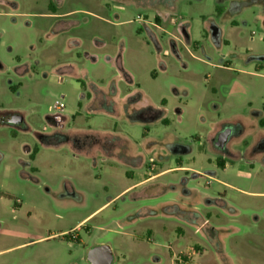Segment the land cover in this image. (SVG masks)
<instances>
[{
  "label": "rangeland",
  "instance_id": "1",
  "mask_svg": "<svg viewBox=\"0 0 264 264\" xmlns=\"http://www.w3.org/2000/svg\"><path fill=\"white\" fill-rule=\"evenodd\" d=\"M0 63V264H264V0H0Z\"/></svg>",
  "mask_w": 264,
  "mask_h": 264
},
{
  "label": "crops",
  "instance_id": "2",
  "mask_svg": "<svg viewBox=\"0 0 264 264\" xmlns=\"http://www.w3.org/2000/svg\"><path fill=\"white\" fill-rule=\"evenodd\" d=\"M222 14V13H221ZM220 14V15H221ZM52 17V16H55V15H52L50 14L49 17ZM125 51V49H123ZM125 54V53H124ZM124 56V55H123ZM112 59L116 61H120L121 65H123L125 63V58L121 57L120 55H117L116 57H113ZM123 60V61H122ZM124 77V78H123ZM134 78H133V75H131L130 73L128 74H117L115 72V75L113 76L112 79H110L109 81H106V83L100 78V79H97L96 82H89L90 84L94 85L96 87V91H97V96L91 98L89 101H88V105H90L92 103L93 100H95L96 98H101V96H104L106 99L110 100L111 103H113V105L116 106H120V105H123V103H125V101H127L128 99V96L132 93V92H135L136 90L139 89V85L133 81ZM110 85V88L108 89L109 91H107L106 93V90H107V86ZM171 85V84H170ZM171 88H173L172 86H170ZM175 90V88H173ZM87 92V90H85ZM177 91V94H179L181 91L180 90H175ZM100 101V104H102V100H98V102ZM88 106H82L83 109L87 108ZM157 110L160 111V113L163 115V117H161L160 119H158L156 122H159V123H162L163 121L165 122H168V116H167V108L165 105H162V103H160L158 106H157ZM264 106L262 107V113L260 114V116L256 119V129L254 130L255 131V140L252 142V145L254 143H257L260 138L264 137V110H263ZM106 109H108V107H106ZM100 110H103V109H100ZM104 111V110H103ZM106 112V111H104ZM106 116H108L107 118H110L111 120H114L117 118V115L113 114V113H110V112H107ZM64 117V123L65 125L67 126L70 122V119L71 117L69 116H63ZM116 117V118H115ZM243 117V116H242ZM244 118H248L250 119V116L248 117H243ZM240 121V120H239ZM242 121V119H241ZM261 122H263L262 124H260ZM65 132H68L65 131ZM102 134H106V135H110L109 137L113 138L117 135H119L118 133L116 132H110V131H104V132H101ZM246 136L247 134H243L242 136L238 137V138H242V141L243 142L245 139H246ZM125 138V137H124ZM126 139V138H125ZM146 139V137H143L141 140L144 141ZM237 139V138H235ZM235 139H230V141L228 142V145L229 143H231L232 141H234ZM127 143H130L128 139L125 140ZM246 151V150H245ZM105 152V151H104ZM244 152H239V156L241 157L242 154ZM108 154H110V151L108 152ZM107 154V155H108ZM264 155V150L263 151H260L257 155H256V158H261L262 156ZM99 157H96V159H94L95 161L98 159ZM125 159V158H124ZM128 160V159H127ZM125 160V161H127ZM124 162V161H122ZM174 171H188L189 169L188 168H185L183 166H178L177 168L173 169ZM162 172H165V171H162ZM161 172V173H162ZM125 175L126 176H132L133 177V180H135L133 182V184L127 188H125L121 193H119L117 196H120L122 193H124L126 190H128L129 188H131L132 186H135V185H138L140 184L142 181H136V177H135V174L134 173H130L129 170H127L125 172ZM152 177V176H151ZM151 177H148V178H151ZM147 178V179H148ZM116 198V197H115ZM114 199V198H113ZM113 199H111L110 201H112ZM109 201V202H110ZM191 207V206H190ZM193 209V207H192ZM164 210V209H163ZM161 211V213H159L161 216H166V217H171V213H168V211H166V213L164 211ZM189 223V222H187ZM173 257V256H172ZM173 260V258H172ZM156 261H157V264H162V261L159 259V258H156Z\"/></svg>",
  "mask_w": 264,
  "mask_h": 264
},
{
  "label": "water",
  "instance_id": "3",
  "mask_svg": "<svg viewBox=\"0 0 264 264\" xmlns=\"http://www.w3.org/2000/svg\"><path fill=\"white\" fill-rule=\"evenodd\" d=\"M3 66L0 63V70ZM7 123L14 126H20L22 124V117L18 114L11 116L7 119ZM237 127L224 126L220 129L216 136L214 146L216 149L222 150L226 144L237 132ZM86 261L89 264H113L114 256L113 251L109 245H97L90 248L86 254Z\"/></svg>",
  "mask_w": 264,
  "mask_h": 264
},
{
  "label": "flooded vegetation",
  "instance_id": "4",
  "mask_svg": "<svg viewBox=\"0 0 264 264\" xmlns=\"http://www.w3.org/2000/svg\"><path fill=\"white\" fill-rule=\"evenodd\" d=\"M225 126H232V127H237L238 128L236 134L235 135H232V138L231 139L238 138V137L242 136L246 132L244 130V125L241 124L240 122H235V123L228 124V125H225ZM215 140H216V138H215ZM227 146H228V143L226 144V146H225L224 149H222V150H219L218 149V151L221 152V153H226L227 154L228 151H229L228 148H227ZM251 148L253 150H256V151L257 150L263 151L264 150V137L260 138V140L257 143H254L253 145H251L249 149H251Z\"/></svg>",
  "mask_w": 264,
  "mask_h": 264
},
{
  "label": "built area",
  "instance_id": "5",
  "mask_svg": "<svg viewBox=\"0 0 264 264\" xmlns=\"http://www.w3.org/2000/svg\"><path fill=\"white\" fill-rule=\"evenodd\" d=\"M63 108H64V105H63L62 103H60V102H55V104H54V109H55L56 111L61 112V111L63 110Z\"/></svg>",
  "mask_w": 264,
  "mask_h": 264
},
{
  "label": "trees",
  "instance_id": "6",
  "mask_svg": "<svg viewBox=\"0 0 264 264\" xmlns=\"http://www.w3.org/2000/svg\"><path fill=\"white\" fill-rule=\"evenodd\" d=\"M263 110H264V108H263ZM263 122H261L260 124H262ZM217 164L219 165V167H222L223 165H222V162H217Z\"/></svg>",
  "mask_w": 264,
  "mask_h": 264
}]
</instances>
